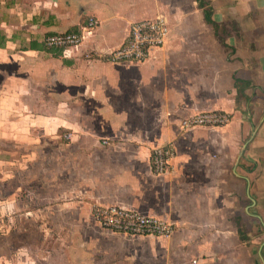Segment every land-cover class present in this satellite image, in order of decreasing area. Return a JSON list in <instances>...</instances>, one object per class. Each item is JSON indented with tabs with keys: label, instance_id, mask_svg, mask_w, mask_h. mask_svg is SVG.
<instances>
[{
	"label": "crops",
	"instance_id": "obj_1",
	"mask_svg": "<svg viewBox=\"0 0 264 264\" xmlns=\"http://www.w3.org/2000/svg\"><path fill=\"white\" fill-rule=\"evenodd\" d=\"M203 1L217 30L197 0H0V147H13L0 148V181H18L13 264L243 262L237 245L250 239L236 219L246 224L230 216L244 209L238 196L264 219V0ZM158 16L170 29L164 46L142 62L108 60L134 22ZM68 32L84 35L68 56L44 44ZM211 111L230 123L181 127ZM170 144V170L155 174L153 150ZM240 147L241 170L230 173ZM97 206L175 231L108 230Z\"/></svg>",
	"mask_w": 264,
	"mask_h": 264
},
{
	"label": "built area",
	"instance_id": "obj_2",
	"mask_svg": "<svg viewBox=\"0 0 264 264\" xmlns=\"http://www.w3.org/2000/svg\"><path fill=\"white\" fill-rule=\"evenodd\" d=\"M96 24V19L90 18L85 30H91ZM169 31L168 22L162 16L134 22L124 43L109 55L108 60L112 62L145 61L150 57L154 48L164 46ZM83 38V33H61L46 37L44 44L49 48L61 49L63 54L68 56L71 49L80 45ZM230 121L229 113L211 111L186 118L182 121L181 127L183 129L222 127ZM64 138L68 140L70 135H64ZM175 154V148L171 144L155 148L151 157L154 173L168 172ZM94 218L105 229L130 235H154L170 238L175 231L174 225L163 219L146 216L119 206H97L94 208ZM191 264L199 263L194 259Z\"/></svg>",
	"mask_w": 264,
	"mask_h": 264
},
{
	"label": "rangeland",
	"instance_id": "obj_3",
	"mask_svg": "<svg viewBox=\"0 0 264 264\" xmlns=\"http://www.w3.org/2000/svg\"><path fill=\"white\" fill-rule=\"evenodd\" d=\"M261 106L262 115L260 118H262L264 115V104ZM249 107H251V105L247 106L246 112H252V109ZM249 115V117H251L252 114L249 113ZM257 126L258 124H255L253 126V131ZM0 148L11 150L13 147L3 146ZM241 149L242 148L240 147L239 151H237V153L235 154L233 161L230 162V173L241 170V164L243 162L242 158H240L239 162L237 163L238 155L241 152ZM245 151L246 150H244V153ZM244 163L246 165L245 160ZM8 167L12 169L11 165ZM16 184H18V181H15L14 183L12 179L7 181H0V264H13V190L14 185ZM232 197H234L236 203V199L239 197L238 206H241V203H243L244 209L234 210L233 212H230V216H234L231 215V213L241 215L243 221L246 224V226L244 227V234L246 236H249L248 238L250 239V243L244 246L237 245V250L239 251V259H243V262L241 263L239 261V264H264V259L261 257L264 253V219L262 216L260 218L257 217V208L249 207V202H251V200L248 198V195L246 193H244L243 195H239L238 197L237 195H233ZM262 213L264 212L261 211V214ZM241 252H243V254H241Z\"/></svg>",
	"mask_w": 264,
	"mask_h": 264
},
{
	"label": "trees",
	"instance_id": "obj_4",
	"mask_svg": "<svg viewBox=\"0 0 264 264\" xmlns=\"http://www.w3.org/2000/svg\"><path fill=\"white\" fill-rule=\"evenodd\" d=\"M198 1V4H199V7L202 8L204 10V15H205V19H206V22H208L209 24H212L213 27L217 30L218 29V25H216L212 19H211V15H212V8L203 0H197ZM222 43H224V40L222 39ZM242 83V84H245L247 85L248 83L244 82V81H241L239 79H236V87H239V84ZM237 223H238V229H239V233L244 237L245 236V240H246V235L244 234V227H242L241 225V219L240 218H237Z\"/></svg>",
	"mask_w": 264,
	"mask_h": 264
}]
</instances>
